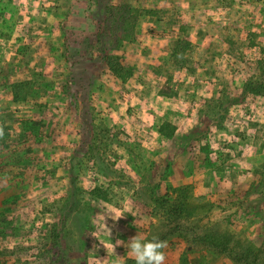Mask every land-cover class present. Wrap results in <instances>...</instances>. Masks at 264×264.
<instances>
[{"label": "rangeland", "instance_id": "374dc122", "mask_svg": "<svg viewBox=\"0 0 264 264\" xmlns=\"http://www.w3.org/2000/svg\"><path fill=\"white\" fill-rule=\"evenodd\" d=\"M190 1L0 0V111L14 86L25 111L7 121L31 129L41 108L48 142L0 169V261L135 264L139 233L167 242L166 264H264V0H204L226 55L185 39L203 31ZM175 96L197 103L194 121L160 106Z\"/></svg>", "mask_w": 264, "mask_h": 264}, {"label": "crops", "instance_id": "0c3cea01", "mask_svg": "<svg viewBox=\"0 0 264 264\" xmlns=\"http://www.w3.org/2000/svg\"><path fill=\"white\" fill-rule=\"evenodd\" d=\"M212 1V0H209ZM190 2H192L189 6H188V14L186 17V20L188 22V24H192V25H196L197 29H202V32H190L185 36V39L189 40L191 42V44H195V45H200L198 47V50L203 53L204 55L206 53H211L214 52V50H216V48L221 52L223 55H226L227 53L229 54H234L236 53V49L231 50V49H227L224 48V46L226 47V39L225 37H223V35L220 33L221 27L220 25L225 22L223 21L220 17L219 18H213L212 13L214 12L213 9H210L209 5H207L204 0H202L201 2L197 1L195 2V0H191ZM203 6V8L200 9V6ZM205 7V9H204ZM208 11L209 14L206 15L204 21H199V17L203 18L206 12ZM203 15V16H201ZM210 18V19H209ZM235 23V22H234ZM199 24H201L202 26H199ZM259 23V27H260ZM209 26H213V27H209ZM224 26V25H221ZM233 26H239L237 24V22L235 24H233ZM204 27V28H202ZM220 27V28H219ZM258 37L261 39H264V31L263 33L260 32L258 34ZM232 40H239L240 38L238 37L237 33H233V35H231ZM253 48L255 46H252ZM217 50V51H218ZM219 63V68L224 69ZM209 68L208 65H204L201 66V69H203V71H207V69ZM4 82V81H3ZM10 94H11V99L10 101H6L7 105L5 104L2 107V111H0V125L2 126H7L4 127V135L3 137H0V169L4 172V169H10V168H28L31 166L30 162H35L38 161L37 160V153H40L44 150V144H48L47 140H44L45 132L42 129V124L44 123V119L41 116V112L37 111V109H41L37 106H34L35 108V112L37 115H33L31 116V118L28 116L27 118V122L32 124L31 129H29L28 124H25L24 126H21L20 124H18V117L15 118V121L13 122H8L6 119V115H21L23 113H19L21 112V108L19 107L21 104L24 107L25 105L24 102L22 100H14L12 97V92L9 89ZM167 101H162L160 103V106H162L163 103L170 104V109L169 110L173 115H174V121H176L177 119H180L181 117H183L180 112H183V110H185L186 112V120H190V121H194V116L196 115L195 118H197V111L195 110V105H197L196 102L192 101V99H186L184 100L181 96H175V97H171L169 99L164 98ZM137 100L141 101V86L138 88V97ZM190 108H188V104H190ZM185 109H181V106L183 105ZM14 105V107H13ZM27 106H29V108H31L32 106L28 103ZM48 106V105H47ZM251 106V105H250ZM25 108V107H24ZM162 109L163 112L168 113V111H165L164 108H159V112L158 113H162ZM250 109V111L253 113L254 111H258L257 107L256 108H247ZM261 117H263V113L264 110L261 107ZM22 111H25L22 110ZM32 111V109H31ZM247 111V110H245ZM196 112V113H195ZM14 113V114H13ZM30 111L27 113L29 114ZM138 114L141 115V107H138ZM156 115V114H155ZM249 117V115L247 116ZM264 119V118H263ZM11 121V120H10ZM255 121V120H254ZM37 128L35 130V132H32V128ZM193 127V125H191V128ZM190 128V126H189ZM187 130V128L185 129ZM179 131V127H177L175 129V133H177ZM179 133V132H178ZM183 134V133H182ZM32 135L41 137V140H37L34 142V140H32ZM47 138V137H46ZM251 141V140H250ZM243 151L241 154V150ZM239 149V153L242 156H245L244 154L247 152H249V156L251 159L250 162L252 164H255V166H257V162L255 161L259 156L258 154H260L256 149H257V144L255 142H249L248 144L245 143V146L243 148ZM244 159V158H243ZM241 159V161L243 160ZM246 161V159H245ZM252 164L250 167H252ZM235 168V167H233ZM238 168V167H237ZM240 170V169H239ZM2 172V173H3ZM194 173L193 171L191 172V174ZM251 173V172H250ZM20 176V175H18ZM20 178V177H18ZM24 182L26 183V181L24 180Z\"/></svg>", "mask_w": 264, "mask_h": 264}, {"label": "clouds", "instance_id": "9594fccd", "mask_svg": "<svg viewBox=\"0 0 264 264\" xmlns=\"http://www.w3.org/2000/svg\"><path fill=\"white\" fill-rule=\"evenodd\" d=\"M4 135V127L0 125V137ZM114 220L120 217H112ZM128 255L135 260V264H166L167 256L165 249L167 242L153 236L150 240L139 233L129 239L126 244ZM116 264H119L117 261Z\"/></svg>", "mask_w": 264, "mask_h": 264}, {"label": "trees", "instance_id": "16d2710c", "mask_svg": "<svg viewBox=\"0 0 264 264\" xmlns=\"http://www.w3.org/2000/svg\"><path fill=\"white\" fill-rule=\"evenodd\" d=\"M111 10V12L114 11V9H118L119 10V13H122V18L123 19H119L120 21H124V19L127 20V17H124L123 13H126L128 14L130 11H131V8L129 7V5H124V4H121L119 7H111L109 8ZM134 17V16H133ZM122 23V22H121ZM135 24V20L133 22V26ZM132 27V25H131ZM130 29V28H129ZM124 31V30H123ZM128 31V30H126ZM125 33V31L123 32V34ZM123 36V35H122ZM115 62V63H114ZM107 66L109 67V71L111 73H113L114 75L116 76H119V77H122V75L120 74V71H123V67H121V65H119V63L116 64V61H113V59H111L109 62H106ZM259 87H263L262 83H260ZM11 92H12V97L14 100H18L19 95H18V92L17 90L14 88V86H12L10 88ZM165 125H168V123H165ZM57 237H56V243L58 244L59 242L57 241L58 238L61 236V231H57L56 234H55ZM0 264H5V261H0Z\"/></svg>", "mask_w": 264, "mask_h": 264}]
</instances>
